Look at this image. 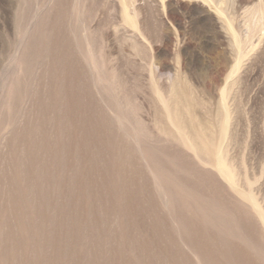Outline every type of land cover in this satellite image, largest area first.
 <instances>
[{
	"label": "rangeland",
	"instance_id": "374dc122",
	"mask_svg": "<svg viewBox=\"0 0 264 264\" xmlns=\"http://www.w3.org/2000/svg\"><path fill=\"white\" fill-rule=\"evenodd\" d=\"M127 1L0 0V264H264V3Z\"/></svg>",
	"mask_w": 264,
	"mask_h": 264
},
{
	"label": "bare ground",
	"instance_id": "6f19581e",
	"mask_svg": "<svg viewBox=\"0 0 264 264\" xmlns=\"http://www.w3.org/2000/svg\"><path fill=\"white\" fill-rule=\"evenodd\" d=\"M203 1L206 2V3H227L226 1H229L230 3H236L237 2V0H203ZM239 1H241V0H239ZM121 3H133V1L121 0ZM258 3H264V0H258ZM259 7H258V9H259ZM127 10L128 9H126V11ZM253 10H250V12L253 11ZM254 13H256V12L254 11ZM260 13L261 12L259 11V15H260ZM250 19H253V18H250ZM263 21H264V13L262 12L260 17L257 16V19H256V21L253 22V24H255L256 28L261 27V25H262V28H263L264 24H261V23H263ZM227 23L228 22H226V25H227ZM249 23L250 22H248V24ZM248 24H246V25H248ZM256 24H259V25L261 24V25L260 26H256ZM250 25L251 24H249V26ZM252 26H254V25H252ZM253 28L251 27L250 29L252 30ZM227 30H230L231 32H233V41L235 42V44L237 46H239L237 50H241L242 51V49H243V51H244L245 50L244 47L240 48V44H239L240 42H239L238 35L234 33L235 31H233V27H232L231 24L227 28ZM252 31H255V30H252ZM247 47H248V45L246 46V48ZM251 48H253V47H251ZM241 51H240V53H241ZM241 56H242V53H241L240 57ZM239 64H240V61L238 62L237 66H239ZM174 92L175 91L172 90V92H171L172 93V97H170V96H168L166 94L169 97L168 99L165 97L166 95L165 96L164 95L160 96L161 100H162V101L161 100L160 101L164 105V108H165V111H166V114H167V119H168L167 121H169V125H171V128L173 127L175 129V131L177 132V135H176L177 137L176 138H179L180 142H183L184 145L187 147V149L190 150V152L192 151L195 154V156H197V158H199V160L202 163L212 166L214 168V170H217V172L223 178H225L234 189H236V183H235V180H234V174H233V171L231 169V166H229V163L227 162V158H226V154H225L226 148L225 149L223 148V146H225L224 142L227 139V136L229 134L228 131H229V128H230V120H231V112H230V109H229V106H228L229 104H227L226 94H223V96H222L223 98H222V101H221V109H222V112H223V118H222V121L220 122L221 123L220 131L218 130L219 131V135L218 136L216 135L217 138H215V137H213V135L212 136L208 135V132H207L206 128L203 127L202 124H199V122L196 123V121L199 120V119H197L195 121V119L193 120L194 117L190 118V120L186 119L187 117L185 118V115H183V113L186 112V111L182 112V107L184 106L185 102L183 101L182 97H180L179 95H177ZM161 93L157 94V95H161ZM171 93H169V94H171ZM187 113H185V114H187ZM200 125H202V126H200ZM173 128H172V130H174ZM242 194H243V192H242ZM243 195H244L245 198H247V200H249L250 204L254 207V210L256 211V213H257V215H258V217H259V219H260V221L262 223V226H264V210H263V207L261 208L259 206L260 204L257 203V200L255 199L253 194L252 195L251 194H248V195L247 194L246 195L243 194Z\"/></svg>",
	"mask_w": 264,
	"mask_h": 264
}]
</instances>
